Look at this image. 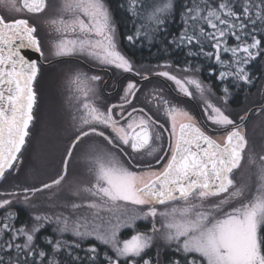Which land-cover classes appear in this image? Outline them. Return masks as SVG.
I'll return each instance as SVG.
<instances>
[{
  "label": "snow or ice",
  "instance_id": "snow-or-ice-1",
  "mask_svg": "<svg viewBox=\"0 0 264 264\" xmlns=\"http://www.w3.org/2000/svg\"><path fill=\"white\" fill-rule=\"evenodd\" d=\"M0 2L18 13L38 15L48 8V0ZM127 11L142 22L126 37L133 44L152 42L177 15L175 0H128ZM58 13L46 21L56 34L52 55L135 72L120 50L106 0H61ZM179 15L182 31L169 33L172 39L165 43L187 47L188 56L218 66L210 75L220 82L226 105L231 86L251 85V65L264 59V0H189ZM37 32L27 18L0 16V180L17 170L30 136L40 66L27 52L45 57ZM181 71L191 74L155 75L171 81L181 96L201 98L203 125L163 89L146 98L151 108H137L139 88L132 81L119 103L104 105L97 93L102 77L76 73L71 81L76 135L64 169L51 183L25 188L23 202L35 207L32 195L59 188L73 149L94 137L85 157L90 179L72 191L76 200L50 205L59 209L52 213L33 212L30 224L15 223L18 212L11 205L20 193L0 191V264H64L57 253L67 255L66 264H264V154L257 157L244 125L208 98L212 88L196 75L200 68L189 64ZM245 155L255 172L237 185L234 175ZM149 219L150 231L140 230L137 221ZM50 225L55 237L44 234ZM123 229L132 230L130 238H123ZM85 241L96 243L85 247Z\"/></svg>",
  "mask_w": 264,
  "mask_h": 264
},
{
  "label": "trees",
  "instance_id": "trees-1",
  "mask_svg": "<svg viewBox=\"0 0 264 264\" xmlns=\"http://www.w3.org/2000/svg\"><path fill=\"white\" fill-rule=\"evenodd\" d=\"M119 1V6L117 5L116 1L113 0L114 7L110 6V9L115 16V21L118 27H120L121 31L124 32L130 30V26H133V19L130 14H128L127 8H125V1L126 0H117ZM189 0H176V7H177V14L182 7L188 3ZM114 10V11H113ZM29 15V18L35 17H42L45 13L38 14V15ZM35 25L36 23L31 20ZM178 22H181L177 15L174 20L168 23L167 29L162 30L161 33L156 34L155 40L149 42L148 40L141 39L137 41L135 44H127L126 42L122 41L121 49L123 51H127L129 53L130 60L139 67L138 72L141 75H147L148 69L154 63H167V64H174L176 68H183L185 65L184 62L192 61V56L186 55L185 47L177 48L174 45L169 46L165 43V41H170L172 36L169 33H177L182 31V26ZM39 35L40 29L42 26H37ZM44 28V27H43ZM167 32L168 35H164L163 33ZM41 44L45 48L49 46L46 45L47 41L39 35ZM195 51V49H193ZM188 51V49H187ZM131 55V56H130ZM201 59L195 61L196 66L199 67L200 71L196 73V75L203 81V83L208 87L212 88V93L210 95L213 96L216 100H220V97L223 95L221 91V86L219 81H215L213 79V75H210V71L213 69L218 70V66L213 62L206 60L204 57L200 56ZM67 63V64H65ZM75 65V62L68 61L63 62V65ZM156 66H159L158 64ZM142 67V69H141ZM155 67V66H153ZM173 67V66H172ZM253 75V83L251 85H243L240 87L231 86V95L229 96L228 100L232 109L234 110V116L231 118L235 120L237 123L240 122V117L244 116L246 111H248L252 106H259L263 103L264 93L262 91L263 80H264V59L258 58L254 61L251 65L250 69ZM64 71H55L49 70V68L42 69L41 72V80L38 82V78L34 82V90L37 95V103L34 107V120L32 126L30 128V136L27 138V143L22 150L21 153V160L18 165L16 171L11 172L10 174H6V179L0 180V191H16L20 193V197L18 200L14 201L11 205L12 209L18 212V219L15 221L17 225L31 223V214L36 212L37 209L41 208L45 203L47 204L48 201H52L53 204H58L59 202H64L65 197L56 200L51 193L53 189L44 190L41 192H37L31 196L30 204L35 205V207H28L23 202V196L25 195L24 189L25 188H35V187H42L44 183H51V180H45V177L48 176L47 168L52 164L56 167L55 171L58 170L59 166L61 167V157L63 158L67 150L69 148V141L75 135V133L71 132L69 134H65V129H68V122L65 119L66 115L61 108L62 102L64 101V93L63 91L60 92L58 89V85L54 80L55 77L63 73ZM72 75V74H71ZM68 76V78L71 77ZM65 80V78H64ZM55 88V90H54ZM144 86H140L139 91L136 93V96L139 98V94L142 92ZM122 87H120V90ZM209 94V93H208ZM249 96V97H248ZM142 98V97H140ZM60 100V101H59ZM69 105L70 103L66 100ZM143 107L151 108L147 102L141 101ZM139 101L137 98L133 100V104L137 105ZM228 103V104H229ZM50 106V108H49ZM256 112V111H254ZM252 113L246 126V137L248 143L252 139V136L261 140V133L264 132V108L260 110V117H256L255 113ZM42 116V121L44 120V124L42 125V121L40 123L39 114ZM49 114H53L54 118L52 123L46 127V116ZM48 121V117L47 120ZM65 124V125H64ZM70 126V125H69ZM73 127V126H72ZM257 129V133L255 131ZM260 131V132H259ZM75 151L73 152L74 155ZM37 155L40 156V159L37 161ZM60 155V157H59ZM41 161L40 165H37L38 162ZM247 161L246 155L244 160L241 162V167L238 169L234 175V179L236 180L237 185L243 184V182L238 178V174L241 173L244 169V162ZM68 164L69 170L67 171V177L72 170L77 171L78 167L76 162L73 161L72 157L69 159ZM60 173V172H59ZM69 180V178L62 182V188L65 187V183ZM240 183V184H239ZM51 197V199H49ZM49 208V207H47ZM35 210V211H33ZM139 227L143 226L142 221H137ZM150 231V230H149ZM129 233H132L129 229H125L122 231L123 238H126ZM45 235L53 237V231L51 229V225L48 226L45 230ZM52 235V236H51ZM55 237V236H54ZM86 245L88 246L89 243H96L95 241H85ZM104 247V246H101ZM2 254V253H0ZM51 255V254H50ZM81 257H83V252L80 253ZM66 254L57 253L56 258L64 264H66L67 260H65Z\"/></svg>",
  "mask_w": 264,
  "mask_h": 264
},
{
  "label": "rangeland",
  "instance_id": "rangeland-1",
  "mask_svg": "<svg viewBox=\"0 0 264 264\" xmlns=\"http://www.w3.org/2000/svg\"><path fill=\"white\" fill-rule=\"evenodd\" d=\"M148 2L151 3L152 0H148ZM127 4H128V0L125 1V8H127ZM59 5L60 4L57 2V0H48V8H47V10L45 12V15L42 16V17L40 16V17L32 18V20L36 23L37 26H39V27L42 26L41 29H40V32H41L43 38L47 41L46 45L49 46L48 48H50V49H52V44H53V41L56 39V34H55V32H51L50 33V26L46 23V21L58 16V14H59L58 13ZM3 9L8 10V11H11L15 15L16 14H22L23 13V12L18 13V12H15L14 10H11L6 5V3L3 5ZM126 12L128 14H130L128 11H126ZM131 17L133 19V31L135 32L136 28H139L141 26V23L142 22L141 21H137L135 19V17H133L132 15H131ZM177 18H179V20L181 21V22H178V23L181 24V26H182V20L180 18L179 12L177 14ZM127 42L128 41H126V43ZM127 44H130V43H127ZM185 49H186V55H187V53H188L187 49L188 48L185 47ZM191 59H192V61L189 62V64L196 66L195 61L198 59V57L192 56ZM199 59H201V58L199 57ZM65 64H67V63H65ZM48 67H50V66H48ZM157 67H159V66H157ZM157 67L155 69L154 68L148 69V71L155 72V73L158 72V71H162L161 69H158ZM141 69H142V67H141ZM166 69H168V68H166ZM49 70H51V69H49ZM174 73H176L177 76H184V75H190L191 74V73H184L181 70H175ZM70 75H71V77L68 78V76H70ZM75 75H76L75 72L64 71L63 73L58 74L55 77V80H54V85H55V82H56V84L58 85V89L60 90V92L63 91V93H64V96H65L64 101L67 100L70 103V105H69L67 102H64L63 101L62 102V106H61V108L63 109V111H64V113L66 115V118H67V119L64 118L65 123H66V120L68 122V127H67L68 129H65V131H66L65 134L66 135L71 132V128L73 126L72 116H73V113L75 111V108H74V103L75 102L71 99V97L73 96V92L71 90L72 89L71 81H72V79H73V77ZM64 78H65V80H64ZM213 79L216 82L218 81L215 76L213 77ZM154 82L155 81H151V83L146 86V92L150 88H152L151 91H153V92H154V90L161 89V87L158 86V85H152ZM262 88H263V86H262ZM54 90H55V88H54ZM262 91L264 93V90L263 89H262ZM206 95L208 96V98L210 100H212L213 103H215L218 106L222 107L225 110V112H226L227 115H229L230 117L234 116L235 113H234V110L232 112V109H231L229 100H228V103L229 104L227 103L226 105H224L223 102L221 101V99L220 100H216L215 98H213L212 95H210L208 93H206ZM263 99H264V97H263ZM192 100L194 102V104H193L194 106L192 105V103L186 102L184 104V107L186 109H188L190 111V113H194V115H195L194 118L195 119L199 116L201 119H204V121L206 123V117L203 114V102H202L201 98L199 96H197L196 99H192ZM149 106H152V105H149ZM49 108H50V106H49ZM197 112H198V114H197ZM246 113H247V111H246ZM254 113H255L254 115H257L256 117H260L261 116V114H260L259 111H256ZM37 114H39V120H40V123H41L42 116H40L41 115L40 113H37ZM47 117H48V121H46L47 120ZM53 118H54L53 114H49V116L48 115L46 116V120H45V122H46V125L45 126L46 127H48L52 123ZM43 124H44V120L42 121V125ZM207 124H208V127H210V128H213L214 127V126H212L210 124V122H207ZM255 131L257 133V129H255ZM260 138H261V140L258 139V138H255L254 139V137L252 136V139L248 143L249 149L257 157L259 155H261V154H258V153H260L262 151V149L264 151V132L261 133V137ZM87 152H85V151H83V152L78 151V152L75 153V155H72V159H73L74 162H76V164H77L76 167H78V169H77V171H74V170H72V167H70V169L72 171V174L70 172L69 177L65 178V181L69 178V180L65 183L66 184L65 187L62 188L63 186L61 184V186L59 188L53 189V191L51 193H53L52 196H54L56 200L61 199L63 197H65V200L64 201H74V200H76L77 197H75V196H73L71 194L72 191L77 187V185H79V184H85V183H87L89 181L90 177L88 176L87 171H86V161H85V157H86ZM262 154H264V153H262ZM59 157H60V155H59ZM65 158H66V155L63 158L61 157V167L59 166V168H58L57 171H55L56 167L53 166L52 164L46 169L47 172H48V176L45 177V180H51V179L53 180L54 178H56L58 176V174H60L62 172L63 166H64L63 161L65 160ZM39 159H40V156L37 155V161ZM246 159L248 160L247 155H246ZM40 164H41V161H39L37 165H40ZM69 166H70V164H68L67 171L69 170ZM249 166H250V164H249ZM254 172H255V168L254 167L251 168V169L244 168L243 171H241V173L238 174V178L243 183H246V182H248L249 177L252 176V174ZM59 203H61V202H59ZM52 204H53L52 201H48L47 204L45 203L41 208L37 209L36 212H40V213H43V212L52 213V212H54L53 211L54 209H55V211L59 210V209H57L55 207H50V205H52ZM47 207H49V208H47ZM33 211H35V210H33ZM141 221H142V224H144V225L140 227V230L145 231V232H148L151 229V220L149 219V220H146V221L145 220H141ZM123 230H125V229H123ZM129 230L132 231L131 229H129ZM53 234H54L53 237L56 236V233L55 232H53ZM131 234L132 233H129L126 238H130V235Z\"/></svg>",
  "mask_w": 264,
  "mask_h": 264
},
{
  "label": "flooded vegetation",
  "instance_id": "flooded-vegetation-1",
  "mask_svg": "<svg viewBox=\"0 0 264 264\" xmlns=\"http://www.w3.org/2000/svg\"><path fill=\"white\" fill-rule=\"evenodd\" d=\"M115 1H116L117 5L119 6V1H117V0H115ZM18 2H20V0L17 1V3ZM57 2L60 4L61 0H57ZM106 2L109 5V7L110 6L114 7V4L112 3L113 0H106ZM4 4L5 3L0 2V16H3L7 21H12V20L16 19L17 15L13 14L11 11L3 9V5ZM114 20H115V16H114ZM115 24H116V21H115ZM116 28H117V42L119 44L120 50L129 58V53H127L126 50L123 51L121 49V46H122V41H124V42L128 41L126 39V37L128 35L134 34L133 26H130V30L126 31V32H124L123 30L121 31L120 30L121 28L118 27L117 24H116ZM163 34L164 35H168L167 32H165ZM171 34L175 35L177 33H171ZM127 43H130V42L128 41ZM130 44H133V43H130ZM42 47H43V51L45 53V57L41 58V62L42 63L39 64L40 73H39V75L37 77L38 78V82L41 80L40 75H41L42 69H44V68H49V69L55 70V71H71V72H75V73L83 72V73H87L89 76H91V75H100L102 77V80L99 82V84L97 86V93H98V95L100 97L99 102L104 104V105H111L113 103H119L120 102V97L123 95L124 88L126 87L127 83H129L130 81L136 82L138 88H140V86H142V87L144 86L145 87V88H143L142 92L139 94V98L136 96V98L139 101V103L137 105H135V106L137 108H139V107H143V104H144L141 101L147 102L146 98L147 97H151V95L153 94L152 93L153 91H151L152 88L148 89V91L146 92V86L149 85L151 83V81H155L152 85L160 86L161 89H163V92L165 93L164 95H166V96H168L170 98L171 97L178 98L179 102L181 103V105L183 107H184V104L186 102L192 103V105L194 104L192 99H189L187 97H183L179 93L174 91L175 85L171 81H168L164 77H160V76L155 75V72L148 71L147 75H141V74L137 75V74H135V73H138L136 71H138L139 67L137 65H135L133 62L132 63H133L135 72L134 73H124L121 70H117V69L112 68V67H103V66L94 64V62H92V61H89V60H86V59L80 58V57H60V58H58V57L52 55V49L45 48L44 46H42ZM68 61L75 62L76 64L75 65H71V63L68 64V65L61 64L63 62H68ZM157 64L159 66H161V65H164V64H167V63H161V64L154 63V64H152L150 66V69L151 68L155 69L157 67L156 66ZM183 64L185 66H187V65H189V62L186 61ZM170 65L173 66V67H170L168 69H165V68H162V67H157V68L161 69V70L164 69V70L169 71V72H171L173 74H176V73H174L175 70H181L182 69V68H176V66L173 63L170 64ZM48 66H50V67H48ZM153 66H155V67H153ZM191 66L195 67L194 65H191ZM144 76H147L148 79H146V80L143 79ZM120 87H122L121 90H120ZM140 97H142V98H140ZM191 114L193 115V117H195L194 113H191ZM197 114H198V112H197ZM157 115L161 119V121L163 122L164 118H163L162 114H157ZM196 119H197L196 121L198 123H200L202 125L205 124V121L201 120L199 116ZM208 128L211 129L210 127H208ZM71 132L75 133V135H76L74 127L71 128ZM71 132H70V135H71ZM244 133L246 135V130L244 131ZM210 134L215 135L214 133H211V132H210ZM75 135L69 141V143H70L69 144V148L71 147V144H72V142L74 140ZM166 135L167 134H165V136ZM219 138L222 139V134L220 135ZM94 139H96V138H94V137L93 138H84V140L81 141L79 144H77L76 148L73 149V152L74 151H75V153L78 152V151L87 152L90 142L92 140H94ZM75 153H74V155H75ZM262 153H264L263 149L258 154H262ZM72 155H73V153H72ZM244 166H245L244 168H248V169L253 168L252 165L249 166L248 160L244 162ZM53 211H55V209ZM53 227L54 226L51 225V229ZM69 240H71V237H69ZM84 244L86 245L85 242H84ZM68 259L69 258L67 256H65V260H68Z\"/></svg>",
  "mask_w": 264,
  "mask_h": 264
},
{
  "label": "water",
  "instance_id": "water-1",
  "mask_svg": "<svg viewBox=\"0 0 264 264\" xmlns=\"http://www.w3.org/2000/svg\"><path fill=\"white\" fill-rule=\"evenodd\" d=\"M27 55H28L31 59L36 60L37 63H39V64L42 63V62H41V57H39L38 54H36V53H34V52H31V51H28V52H27ZM263 90H264V81H263ZM263 108H264V101H263L262 105H260V106H256V107H252L251 109H249V111H248V112L246 113V115H245V120L242 121V122H240V123H238V124H241V123H242L243 125H245L246 122L248 121L250 115L252 114V112L257 111V110H261V109H263ZM66 158H67V155H66ZM66 158H65V159H66ZM63 169H64V166H63Z\"/></svg>",
  "mask_w": 264,
  "mask_h": 264
},
{
  "label": "bare ground",
  "instance_id": "bare-ground-1",
  "mask_svg": "<svg viewBox=\"0 0 264 264\" xmlns=\"http://www.w3.org/2000/svg\"><path fill=\"white\" fill-rule=\"evenodd\" d=\"M19 1V0H18ZM18 4H19V2H18ZM17 15V17H16V19H18V18H27V19H29V21H30V23H32V24H34L31 20L32 19H30L29 18V15H28V13H26V12H23L22 14H16ZM30 15H33V14H30ZM35 25V24H34ZM36 26V25H35ZM40 34L39 35H41V39H43V36H42V34H41V32H39ZM38 35V36H39ZM40 38V37H39ZM39 64V63H38ZM246 115V114H245ZM244 115V116H245ZM251 116V115H250ZM250 118V117H249ZM249 120V119H248ZM240 122H242V121H240ZM239 122V123H240ZM248 122V121H247ZM247 122H246V124H247ZM246 124L244 125V128H243V131H245V126H246Z\"/></svg>",
  "mask_w": 264,
  "mask_h": 264
}]
</instances>
